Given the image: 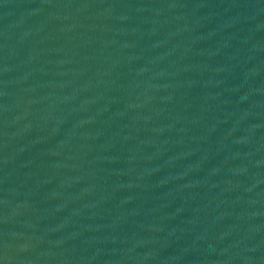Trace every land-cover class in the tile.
I'll return each instance as SVG.
<instances>
[{
  "label": "water",
  "instance_id": "95a60500",
  "mask_svg": "<svg viewBox=\"0 0 264 264\" xmlns=\"http://www.w3.org/2000/svg\"><path fill=\"white\" fill-rule=\"evenodd\" d=\"M0 264H264V0H0Z\"/></svg>",
  "mask_w": 264,
  "mask_h": 264
}]
</instances>
